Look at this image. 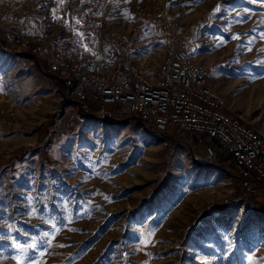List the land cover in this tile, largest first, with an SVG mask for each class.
<instances>
[{
    "label": "rangeland",
    "instance_id": "374dc122",
    "mask_svg": "<svg viewBox=\"0 0 264 264\" xmlns=\"http://www.w3.org/2000/svg\"><path fill=\"white\" fill-rule=\"evenodd\" d=\"M91 1L0 0V264H264V185L250 200L193 139L82 117L39 60L5 52L10 25L46 41ZM106 1L101 30L149 75L176 17L229 111L264 128V0Z\"/></svg>",
    "mask_w": 264,
    "mask_h": 264
},
{
    "label": "built area",
    "instance_id": "2783aa9c",
    "mask_svg": "<svg viewBox=\"0 0 264 264\" xmlns=\"http://www.w3.org/2000/svg\"><path fill=\"white\" fill-rule=\"evenodd\" d=\"M106 11V0H92L85 20L70 13L49 41L35 40L12 24L4 37V50L11 56L39 60L71 92L85 116L134 113L159 135L182 142L195 137L212 158L215 151L204 142L207 138L222 155L232 158L244 193L264 185V128L229 111L225 98L213 87L211 67L191 56V37L176 17L169 16L162 25L166 50L152 75L134 61L126 39L111 30L105 42L107 70L90 57L70 59L74 41L84 48L102 42ZM2 18L0 11V22ZM200 23L208 25L206 20Z\"/></svg>",
    "mask_w": 264,
    "mask_h": 264
},
{
    "label": "crops",
    "instance_id": "0c3cea01",
    "mask_svg": "<svg viewBox=\"0 0 264 264\" xmlns=\"http://www.w3.org/2000/svg\"><path fill=\"white\" fill-rule=\"evenodd\" d=\"M69 1L73 2L74 0H69ZM89 8H90V6H86V7L81 8V9L77 8L75 13L82 20H85L86 16H87V11L89 10ZM16 25L22 27L19 24H16ZM23 30L28 36L32 37L35 40H38V39H36L35 36L33 37V36L29 35L24 28H23ZM109 31L106 32V31L102 30V33H103L102 42L94 43L91 47H88V48H84L82 46H79L74 41L72 43L71 48L69 49V57H70V59L72 61H78V60H80V59H82L84 57H90L92 60H94L99 65V67L101 69L107 70V65H106L107 54H106L105 42L108 40V32ZM53 37H54V34L49 40H51ZM49 40H46V41H49ZM38 41H42V40H38Z\"/></svg>",
    "mask_w": 264,
    "mask_h": 264
},
{
    "label": "trees",
    "instance_id": "16d2710c",
    "mask_svg": "<svg viewBox=\"0 0 264 264\" xmlns=\"http://www.w3.org/2000/svg\"><path fill=\"white\" fill-rule=\"evenodd\" d=\"M79 113H80V115H82V117H93V116H91V115H87V116H85L81 111H80V109H79ZM110 120H118V121H123V122H127V123H134V124H136V125H140V126H144V127H146V128H148V129H151V131L152 132H154V130L147 124V123H145L144 121H142L141 119H140V117L138 116V115H136V114H113L110 118H109ZM155 133V132H154ZM160 137H162L165 141H167L168 140V138L169 139H171L170 138V136H166V135H160ZM172 141H175V139H171ZM193 142H194V145H199L198 143H197V141H196V138L194 137L193 138ZM204 142H209V143H211V145H212V147H213V149H214V151H215V155H214V157H212V159L215 161V163L217 164L218 163V165L219 166H221V167H224V169L226 170V171H230V173H232V176L233 177H235V178H237V181L239 182V185H240V178L238 177V175L236 174V172H235V170H234V167H233V163H232V158L231 157H229V156H224V155H222L221 153H220V151H219V149H218V146H217V144L215 143V142H213V141H211V140H208L207 138H205L204 139ZM172 143V142H171ZM233 170V171H232ZM234 172V173H233ZM242 191V190H241ZM244 194H246L245 195V198H249L250 200H253V201H255L256 200V198L254 199V197H255V195L256 194H254V196H253V194L252 193H244ZM248 194V195H247ZM257 203H255L257 206L259 205V206H261L260 205V202L259 201H256ZM214 208H216V207H214ZM263 208H264V206H263Z\"/></svg>",
    "mask_w": 264,
    "mask_h": 264
},
{
    "label": "bare ground",
    "instance_id": "6f19581e",
    "mask_svg": "<svg viewBox=\"0 0 264 264\" xmlns=\"http://www.w3.org/2000/svg\"><path fill=\"white\" fill-rule=\"evenodd\" d=\"M256 85H261L259 88L262 90L264 89V79H259L258 81H256L255 83Z\"/></svg>",
    "mask_w": 264,
    "mask_h": 264
}]
</instances>
